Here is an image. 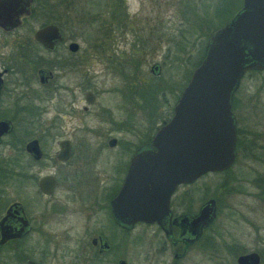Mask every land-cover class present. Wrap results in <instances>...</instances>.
<instances>
[{
    "label": "flooded vegetation",
    "instance_id": "1",
    "mask_svg": "<svg viewBox=\"0 0 264 264\" xmlns=\"http://www.w3.org/2000/svg\"><path fill=\"white\" fill-rule=\"evenodd\" d=\"M50 1L0 4V264H135L134 245L143 249L142 264H194L190 251L217 216L214 197L213 221L200 236L191 233L194 215L212 197L197 204L190 191L205 173L177 184L160 220L123 223L114 211L134 152L173 116L182 89L151 133L143 120L135 121L134 98L143 101L138 104L146 118H154L148 101L128 83L125 64L132 53L122 57L116 46H82L54 16L38 25L36 7ZM49 23L61 36L45 44L36 32ZM155 64L151 72L159 74L161 64ZM102 73L126 75L127 83L106 87ZM235 116L236 144L263 146L245 117ZM131 129L143 137L134 142L118 135Z\"/></svg>",
    "mask_w": 264,
    "mask_h": 264
},
{
    "label": "rangeland",
    "instance_id": "2",
    "mask_svg": "<svg viewBox=\"0 0 264 264\" xmlns=\"http://www.w3.org/2000/svg\"><path fill=\"white\" fill-rule=\"evenodd\" d=\"M87 1L51 0L47 4L39 3L35 11L37 23H46L54 16L61 20L64 30L74 32L78 36L82 46H116L117 55L122 57L132 53L131 63H124L125 69L131 74L128 78L132 81L128 80V83L133 84V94L142 96L144 102L148 101L150 119L154 118L147 119L146 113L142 112L138 104L143 101L134 98L137 101L134 104L138 116L135 121L137 123L143 120V125H149L150 132L153 133L161 122L158 121L159 115L162 116L169 106L174 104L179 91L189 79L184 78L186 75L183 76L186 66L180 61V52L172 42L170 51V42L165 38L168 33L169 36L175 33L181 38L183 31L188 28L181 15L179 0H124L131 15L127 21L132 24L131 28L127 27L126 30L118 28L117 19H114L110 10L112 5L108 6L107 0H100L101 6H95L94 12ZM205 16L210 22H218L222 18L215 17L210 12H206ZM144 20L154 27L157 34L162 32L164 39L155 50L141 53L139 43L145 38V30L142 28ZM155 27L161 30L158 31L159 28ZM155 63L161 64L159 74L151 72L150 67ZM97 66L101 67L100 64H96ZM101 78L106 87L114 84L122 88L127 83V76L118 73H102ZM127 88L130 89L128 84ZM164 94L170 101L163 98ZM235 98L237 100L232 105L233 111L238 118L245 117V125L255 130L260 136L257 142L263 146L249 150L240 145L232 166L224 169L225 171H209L191 186L190 191L195 195L194 201L197 204L209 196L217 198V216L214 224L207 237L190 251L194 264H237L236 258L240 253L253 250L261 254V264H264V70L246 72L235 92ZM154 110L157 113L152 115ZM118 135H125L134 142L143 137L142 133L134 129ZM123 163L124 156L119 154V174ZM140 247L141 245H134L133 248L135 264H142L141 256L144 252Z\"/></svg>",
    "mask_w": 264,
    "mask_h": 264
},
{
    "label": "water",
    "instance_id": "3",
    "mask_svg": "<svg viewBox=\"0 0 264 264\" xmlns=\"http://www.w3.org/2000/svg\"><path fill=\"white\" fill-rule=\"evenodd\" d=\"M2 14L0 10V18ZM36 36L50 44L61 34L56 24L49 23L39 27ZM251 69L264 70V0H242L208 36L205 54L182 88L173 116L131 158L114 200L118 221L160 220L169 212V198L177 184L233 164L237 155L233 97ZM215 216L216 199L211 197L194 215L192 222L197 225L191 233L200 236ZM236 261L260 264V254L240 253Z\"/></svg>",
    "mask_w": 264,
    "mask_h": 264
},
{
    "label": "trees",
    "instance_id": "4",
    "mask_svg": "<svg viewBox=\"0 0 264 264\" xmlns=\"http://www.w3.org/2000/svg\"><path fill=\"white\" fill-rule=\"evenodd\" d=\"M100 0H88V5H91V9L94 12L95 6H101L99 3ZM200 1V2H198ZM179 0L180 11L183 20L187 23V30L183 31L181 38L180 35L174 33V35L169 36L168 33L165 38L170 42L169 50H172V46H176L177 50L180 52V61L182 64L186 66V72L183 76L184 78H189L192 69L200 62L203 58L206 48H207V38L210 35L211 31L215 28L221 26L225 20H227L233 13L240 7L242 0H213L212 2H208L209 0ZM207 1V2H205ZM236 1V2H235ZM107 5L111 6V13L114 19H117L118 28L122 30H126L127 27L131 28L132 24L127 21V18L130 15L128 10L126 9V5L124 0H107ZM235 2V3H234ZM234 3V4H232ZM85 4V3H84ZM106 5V6H107ZM232 6H234L232 8ZM206 12H210L211 14L222 18L215 22L208 21V17L205 16ZM143 26L145 30V38L141 40L140 52L144 53L146 50H155L162 38L163 33H156L154 27L148 23L147 20L143 21ZM138 23L136 22V26ZM156 28V27H155ZM159 28V27H158ZM156 28V29H158ZM111 30V29H110ZM161 29L159 28L158 31ZM148 31V32H147ZM157 31V32H158ZM171 42L173 45H171ZM135 44V43H134ZM170 50V51H171ZM195 50V51H193ZM261 71L256 69H251L247 72ZM183 78V79H184ZM234 99V98H233ZM237 100L235 98L233 103ZM240 143L238 140L237 149L239 150Z\"/></svg>",
    "mask_w": 264,
    "mask_h": 264
}]
</instances>
